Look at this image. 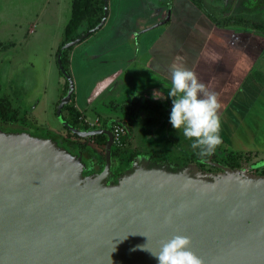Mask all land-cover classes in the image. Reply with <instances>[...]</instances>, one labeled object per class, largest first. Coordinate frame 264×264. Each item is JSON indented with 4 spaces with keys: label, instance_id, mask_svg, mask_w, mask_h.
Wrapping results in <instances>:
<instances>
[{
    "label": "water",
    "instance_id": "1",
    "mask_svg": "<svg viewBox=\"0 0 264 264\" xmlns=\"http://www.w3.org/2000/svg\"><path fill=\"white\" fill-rule=\"evenodd\" d=\"M108 8L105 0L104 18L88 35L104 26ZM69 129L106 135L101 172L85 175V154L53 138L0 129V264H156L136 246L158 250L177 234L190 237L204 264H264V175L253 172L263 160L240 169L217 164L219 173L135 163L115 184L112 133Z\"/></svg>",
    "mask_w": 264,
    "mask_h": 264
},
{
    "label": "rangeland",
    "instance_id": "2",
    "mask_svg": "<svg viewBox=\"0 0 264 264\" xmlns=\"http://www.w3.org/2000/svg\"><path fill=\"white\" fill-rule=\"evenodd\" d=\"M163 1L168 0H156V4L152 0H108L107 24L71 47L73 62L69 71L73 85L64 93L66 78L60 72L56 52L65 39L72 0H0V97L11 104V116L17 114L16 118L21 121L27 114L28 121L34 125L65 133L63 121L54 111L59 95L65 104L74 91L79 107L86 109V116L91 119L100 116L103 124L120 115L118 106L134 109L140 108L143 100L154 103L167 100L164 105L167 110L154 109L145 102L150 110L141 112L145 122L147 120L145 130L149 131L143 135L144 146L167 150L173 159L193 151L190 141L173 129L168 120L171 100L164 94L170 86V65L176 57H181L179 62L196 74L206 90L216 93L221 105L219 115L247 80L261 48L257 43L249 45L247 40L243 41L247 37L241 29L244 25L239 26L240 29H222L214 22L209 23L192 0H176L174 6L170 2L163 5ZM203 2L218 18L230 16L232 11H245V3L250 12L262 7L259 9L264 15V0ZM153 21L155 23L151 24ZM249 30L264 36L258 29ZM127 38L144 42V52L149 51L147 66L134 63L109 66L87 56L91 55L88 51L104 52L111 44ZM111 54L114 59L118 56ZM149 65L151 71L146 69ZM154 93L161 98H154ZM40 99L42 102L35 110L34 105ZM259 108L260 112L246 119L245 125L241 119L236 124L230 117L225 120V126L240 142L235 141V150L228 143L229 146L224 144L225 141L230 143V139L222 140L220 149L229 158L232 151L237 158L242 154L239 160L242 168L264 161V106ZM240 118H243L242 113ZM12 128L19 129L21 125L17 123ZM248 128L252 129L249 137L243 134ZM232 143L234 145V141ZM253 172L264 173V167Z\"/></svg>",
    "mask_w": 264,
    "mask_h": 264
},
{
    "label": "trees",
    "instance_id": "3",
    "mask_svg": "<svg viewBox=\"0 0 264 264\" xmlns=\"http://www.w3.org/2000/svg\"><path fill=\"white\" fill-rule=\"evenodd\" d=\"M195 1L197 5L201 6L209 14L208 8L202 0H195ZM104 8H105V0H72V12H71V17L65 27V39L56 52V57L60 72L61 74L64 75L65 78L66 76L61 66L63 67L64 71L71 77L69 71V65H70V51L72 50V48L62 49L63 46L66 43L76 40L77 38H81V42H82L84 40V38H82L83 36L88 37V33L91 30L95 29L96 26L99 25L103 20ZM210 18L214 23L219 25V27H225L228 25H240V26L244 25L246 27H249L250 29H258L259 31L264 32V17L260 13L253 14L252 16L251 15L248 16L246 14L234 15L223 19H217L216 16L212 13L210 15ZM91 34L92 33H90L89 36ZM59 59L61 63H59ZM69 84H70L69 80L66 78L64 93L68 92ZM61 99L56 103V109L59 103L61 102ZM73 100H74V95L72 94L71 102L62 108L61 111L62 120L66 122L68 125L64 126L66 132L60 133V132H56L55 130L42 128L34 125L32 122L28 121L26 117L27 114H25L24 118H21V121L20 118H16L17 114L11 116L12 113L11 104L5 102L0 97V129L5 132L26 131L33 136L43 137V138H47V137L53 138L54 140L59 142L61 146L65 147L68 151H70L74 155L78 156L82 152L83 154H85V156L88 159L91 158L90 161L84 159V163L85 162H87V164L89 163L88 165L89 167L87 166V169L84 172V174L90 175V173L97 171L98 169L101 170L104 167L105 158H106L105 146L107 142V137L105 135L93 136L94 139H96L97 141L95 147L87 145L86 142L85 147H83L82 150L79 149L81 142L72 138L75 137L79 139L77 135L74 134L69 129V126L78 128L80 130L81 129L87 130L89 129V126L83 122L84 116L75 107ZM140 104L142 107H146L144 101H142ZM148 104H150L151 107H153L154 109L160 108V105L154 102H150ZM17 123H20L21 128L19 129L12 128ZM130 137L131 136H126L124 141L128 143ZM115 149H117V152H121L123 150V148L121 147L120 148L115 147ZM231 153L233 156L230 155V158L229 157L227 158V160L229 161L227 163H229L233 168H239L240 167L239 160L241 159L242 154H240L237 158L235 151H232ZM260 174H264V173L261 172Z\"/></svg>",
    "mask_w": 264,
    "mask_h": 264
},
{
    "label": "clouds",
    "instance_id": "4",
    "mask_svg": "<svg viewBox=\"0 0 264 264\" xmlns=\"http://www.w3.org/2000/svg\"><path fill=\"white\" fill-rule=\"evenodd\" d=\"M176 57L170 65V86L167 97L171 100L168 120L173 129L182 133L190 141V147L198 150L197 155L204 159L210 156L222 143L221 121L218 110L221 107L217 95L208 92L198 81L196 74L183 66ZM154 98H161L153 94ZM170 222V217L166 218ZM191 239L185 235H173L162 240L158 250L138 245L155 258L156 264H204L203 260L190 250ZM135 250V249H133Z\"/></svg>",
    "mask_w": 264,
    "mask_h": 264
},
{
    "label": "flooded vegetation",
    "instance_id": "5",
    "mask_svg": "<svg viewBox=\"0 0 264 264\" xmlns=\"http://www.w3.org/2000/svg\"><path fill=\"white\" fill-rule=\"evenodd\" d=\"M239 99H240V94L234 95L228 103V106H227L228 108H226V110L224 109L223 113H220L219 116L221 117V116L229 115L231 113L230 110H233L234 105L237 103L236 100L238 101ZM165 104L166 103L164 101L160 105V109L167 110V108L164 107ZM141 107L138 110V108H135V107L133 109V108H130L129 106H118L117 110L119 111L120 115L117 116V118L110 119L107 124L105 123L106 125L101 123V125L96 128H89L87 130L81 129V131L106 129L108 132L112 133L114 125L120 124V122H122L124 123V126L126 127V136L133 137L132 140H129V142L126 143V145L123 147V150L121 152H117V149H115V146L113 145L112 158L114 161L113 162L114 166L112 168L113 175L109 181L114 182L115 184L118 183L119 179L122 176L132 171L133 165L135 163H138L139 165L147 163L149 164L150 167H167L168 169H171L173 171H182L191 165L196 166L197 169L201 171L214 172V173H219L222 171V169H220L217 166V164H221V165L233 168L229 163H227L229 162L227 160L229 156L225 152L224 154L222 153L223 149H220V145L217 146L216 150L210 156L204 159H201L197 155L198 150H193V151L189 150L187 152H184L185 154L184 153H181L180 155L178 154L179 156L173 159L171 156V153H169L167 150H164V149L159 150V149L151 148V146H144L145 142L143 140V135L146 132L145 129L147 128L148 125H146L147 120L145 122V118H143L141 114V112L143 111ZM242 112L243 111L238 112L239 115ZM224 119L225 118H220V121H223ZM235 124H236V121H235ZM147 132L149 131L147 130ZM76 135L79 139L75 137H72V138L81 142L79 146V149L81 150L83 147H85L86 142H87V145L92 146V147L93 146L95 147L97 144V141L96 139H94L93 136L81 137L78 134ZM220 136L222 137V140L224 141L225 139L226 140L230 139L231 140L230 143L225 141L224 144L226 146L229 144L232 146V148L235 149L236 147L235 141H237L236 137L234 139V137L232 136V130L228 126L222 125V123H221ZM233 141H234V145L232 143ZM87 165H89V163ZM239 168H242V166ZM102 170L103 168L101 170L98 169L97 171H94L92 173H98V172H101ZM260 175H264V174H260Z\"/></svg>",
    "mask_w": 264,
    "mask_h": 264
},
{
    "label": "crops",
    "instance_id": "6",
    "mask_svg": "<svg viewBox=\"0 0 264 264\" xmlns=\"http://www.w3.org/2000/svg\"><path fill=\"white\" fill-rule=\"evenodd\" d=\"M172 1H170V0L163 1L164 2L163 5L168 4L170 2V3H172V6H174L176 0H172ZM152 2H155V4H156V0H152ZM192 2H193V4L195 6H197V8L201 12V14L206 17V19L209 21V23L213 22L212 19L210 18V15L213 12L210 11V9L208 7L207 8H208V12H209L210 15L201 6L197 5V3H196L195 0H192ZM246 5L247 4L245 3V5L243 6L245 8V11H242V12L239 11L238 13H234L232 11V13H231L230 16H234V15H245V14L248 15V16H250L252 13H257V12L260 13L262 16H264L263 15V11L261 12V9H259V8H262V7H257L256 10L255 9H252L253 11L251 10V12H252L251 13L250 10L247 9ZM214 15L216 16L217 19H223V18L230 17V16H222V18H218L216 14H214ZM108 16H109V13H108ZM108 18L106 20V24H107ZM171 20L172 19L169 20V23H171ZM154 23H155V21H153L151 24H154ZM143 24H140L141 25V28L144 27ZM145 24H147V23H145ZM239 26L240 25H228V26L221 27V28L222 29H226V28L232 27V28H236L237 29ZM238 29H240V28H238ZM241 29H244L243 30V33L246 32L245 34L247 36L246 39H243V41L247 40V42H248L249 45L252 44V43H257L260 46L261 49H260V53L258 55V58L256 60H254V63H253V65H252V67L250 69V72L248 74L247 80L244 81L243 85L239 88V90H237V92L235 94V95L240 94V99L238 101L236 100L237 103L234 105V109L233 110H230L231 113L229 115H227V116H221L220 117V118H225L223 121H221L222 125H224V126H225L226 117H227V119H229V117L232 118V119H234V121H236V123L237 122L238 123L241 122V121H239V119H241V120L244 121V123H242V124L245 125L247 123L246 122V119H248L249 117H251L253 115H256L257 114V111L260 112L259 106H264V36H257V35H255V33H252L251 30H249L250 28L249 27H246V26L243 27V28H241ZM240 32H242V30ZM250 34H254L255 37L254 38H251V35ZM234 38H235V35H234ZM98 42H96V43H98ZM111 45L112 46L109 49H106L104 52L94 53L93 51H88V53L91 54V55H87V56H90L92 58H95L98 61L101 60L102 62H104V63H106L108 65L110 64L109 66H119V67H123L125 65L127 66V65H130V64H133V63L134 64H139V66L140 65L147 66L148 59H149V56H148L149 51H147L146 53L144 52V42H142L141 39L140 40H137V42H136L132 38H127V39H125V40H123V41H121L119 43L111 44ZM105 48H107V46ZM91 52H93V53H91ZM71 53H70V55L72 56ZM111 53H115L118 56L114 59V57H111V55H112ZM135 55H136V57H134ZM72 62H73V58H72V60H70V64L71 65H72ZM146 69L149 70V71H151L150 65ZM163 93H165V92H163ZM166 94H164V96L166 98H168ZM73 95H74V100L73 101H74L75 107L78 109V111H80L83 114L84 118H89L85 114V110L86 109L85 110L84 109H81L79 107V104L76 102V97H75V93L74 92H73ZM60 99L61 98H60V95H59V98L57 99V101L55 103H57ZM143 101H144V103L145 102L150 103V101L148 99L147 100H143ZM41 102H42V100L40 99L34 105L35 110L40 106ZM163 102L164 101L162 100L161 102L156 103V104L161 105ZM165 103H167V100L165 101ZM141 108H142L143 111L144 110L145 111L146 110H150L147 107H141ZM55 110L56 111L58 110V107L56 109V104H55L54 111ZM239 110L240 111H243L242 112L243 113V118H240V115L238 113V112H240ZM97 116H99V115H97ZM233 116H235V117H233ZM114 118H117V117H114ZM110 119H112V118H110ZM102 123H103V119H102ZM64 126H63V128H64ZM53 130H55L56 132L64 133L63 132L64 130H60V129H53ZM251 130L252 129H250V128L245 129L244 130L245 133L243 132V134L246 136V133H247V135H248V133L250 134ZM232 136L235 139V135L233 133H232ZM249 136L250 135H248V137ZM236 140L238 142H240L237 138H236ZM84 159L89 160L86 156H85Z\"/></svg>",
    "mask_w": 264,
    "mask_h": 264
},
{
    "label": "built area",
    "instance_id": "7",
    "mask_svg": "<svg viewBox=\"0 0 264 264\" xmlns=\"http://www.w3.org/2000/svg\"><path fill=\"white\" fill-rule=\"evenodd\" d=\"M83 122L89 126V128H96L101 125L102 120L99 117L95 119L84 118ZM113 145L118 148H123L126 145L124 141L126 137V127L122 124H115L112 130Z\"/></svg>",
    "mask_w": 264,
    "mask_h": 264
}]
</instances>
